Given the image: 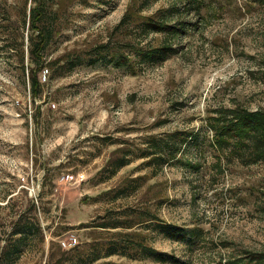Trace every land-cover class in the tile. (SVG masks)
Listing matches in <instances>:
<instances>
[{
  "label": "rangeland",
  "instance_id": "obj_1",
  "mask_svg": "<svg viewBox=\"0 0 264 264\" xmlns=\"http://www.w3.org/2000/svg\"><path fill=\"white\" fill-rule=\"evenodd\" d=\"M172 2L75 0L46 57L106 40L129 10L150 15ZM203 2L199 29L182 36L177 51L164 59L131 67L108 57L54 76L44 68L43 91L34 100L12 39L3 32L6 15L22 31L20 0H0V243L32 200L44 233L43 242L29 240L8 264H46L70 235L82 248L92 228L81 224H94L107 209L122 216L149 209L160 221L206 231L205 242L187 250L182 241L148 230L158 253L109 258L126 264H182L187 258L188 264H226L230 254L221 241L232 245V254L264 249V164L234 159L215 171L218 154L208 126L220 106L264 109V0ZM159 36L150 32L145 43ZM173 131L200 135L206 141L187 151L203 152L178 155L156 170L146 167L141 147L151 135ZM122 143L135 150L127 152L129 163L112 172L105 165Z\"/></svg>",
  "mask_w": 264,
  "mask_h": 264
},
{
  "label": "trees",
  "instance_id": "obj_2",
  "mask_svg": "<svg viewBox=\"0 0 264 264\" xmlns=\"http://www.w3.org/2000/svg\"><path fill=\"white\" fill-rule=\"evenodd\" d=\"M74 1L20 0L18 16L22 21V31L12 15L4 16L6 23L3 32H7L6 37L12 39L10 43L16 48L23 83L26 86L28 80L30 95L34 100L43 91L44 84L40 80L39 72L44 68L54 76L69 71L83 61L94 63L108 57L110 61L115 59L117 63L131 67L159 61L177 51L176 43L179 39L199 29V21L203 19V0H173L169 6L161 5L150 15L134 14L129 10L113 27L106 40L85 47L64 49L47 59L48 49L62 31L59 21L63 16L67 18L71 15L70 6ZM142 2L146 3L148 0ZM139 10L143 11L140 8ZM27 25L28 41H25ZM150 32L160 35L155 43H145L144 37ZM128 34L132 38L125 41ZM119 36H123L124 41H119ZM208 118L209 130H212L210 142L219 161V168H214L215 171L223 172L229 160L234 159L242 163L261 161L264 164V109L250 110L242 105L220 106ZM205 141L200 139V135L187 134L185 131L151 135L149 141L141 147L140 156L146 158L143 161L146 167L156 170V166L167 163L178 155L202 153L201 150L187 149L192 145L199 146ZM134 150L131 145H117L111 150V157L105 167L116 172L129 163L127 152ZM154 186L152 183L148 188ZM37 209V204L32 200L31 205H26L10 221V231L4 237V243H0V264H8L14 254L20 255L22 246L29 240L37 238L40 243L44 241ZM158 216L156 211L149 209H134L123 216L121 211L107 209L102 215H98L97 220L93 221L94 224H81L92 228L89 229L90 239L84 242L85 246L80 248L79 244L70 249H62L60 244L59 255L51 252L46 264H91L96 261L99 264H126L109 258L112 255L135 257L158 253L149 240L148 230H157L171 239L182 241L187 250L205 242L206 231L202 226L195 224L187 227L160 221ZM136 224H144L143 229L134 228ZM96 230H101L99 237L95 236ZM220 245L230 254L224 258L223 262L226 264H264V249H244L242 253L232 254L230 251L234 248L230 243L221 241ZM72 252L73 256H69ZM181 263L188 264V258L182 259Z\"/></svg>",
  "mask_w": 264,
  "mask_h": 264
},
{
  "label": "built area",
  "instance_id": "obj_3",
  "mask_svg": "<svg viewBox=\"0 0 264 264\" xmlns=\"http://www.w3.org/2000/svg\"><path fill=\"white\" fill-rule=\"evenodd\" d=\"M43 76L45 78L46 73H44ZM60 242L64 247H68V246L70 247V246H74L77 243V238L75 235H70L65 239H61Z\"/></svg>",
  "mask_w": 264,
  "mask_h": 264
}]
</instances>
